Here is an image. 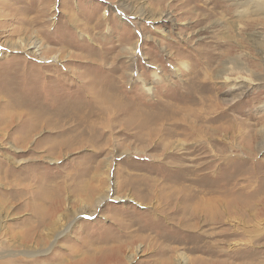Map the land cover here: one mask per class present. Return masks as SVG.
<instances>
[{
	"label": "rangeland",
	"instance_id": "obj_1",
	"mask_svg": "<svg viewBox=\"0 0 264 264\" xmlns=\"http://www.w3.org/2000/svg\"><path fill=\"white\" fill-rule=\"evenodd\" d=\"M261 2L0 0V264H264Z\"/></svg>",
	"mask_w": 264,
	"mask_h": 264
},
{
	"label": "bare ground",
	"instance_id": "obj_2",
	"mask_svg": "<svg viewBox=\"0 0 264 264\" xmlns=\"http://www.w3.org/2000/svg\"><path fill=\"white\" fill-rule=\"evenodd\" d=\"M261 3H264V1L262 0V2ZM262 4H260V6H261ZM261 7H263V6H261ZM178 210V209H177Z\"/></svg>",
	"mask_w": 264,
	"mask_h": 264
}]
</instances>
